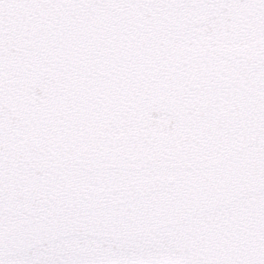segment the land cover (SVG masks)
Returning a JSON list of instances; mask_svg holds the SVG:
<instances>
[{
	"label": "snow or ice",
	"instance_id": "obj_1",
	"mask_svg": "<svg viewBox=\"0 0 264 264\" xmlns=\"http://www.w3.org/2000/svg\"><path fill=\"white\" fill-rule=\"evenodd\" d=\"M0 264H264V0H0Z\"/></svg>",
	"mask_w": 264,
	"mask_h": 264
}]
</instances>
